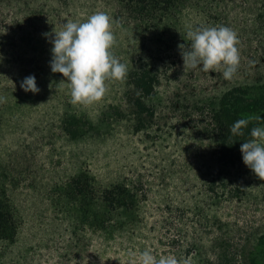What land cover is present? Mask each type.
Wrapping results in <instances>:
<instances>
[{
	"label": "rangeland",
	"instance_id": "1",
	"mask_svg": "<svg viewBox=\"0 0 264 264\" xmlns=\"http://www.w3.org/2000/svg\"><path fill=\"white\" fill-rule=\"evenodd\" d=\"M23 1L12 0L11 7L10 2L0 5V23L5 25L0 52V181L7 184L20 223L13 241L0 242V264H138L139 253L145 249L159 258L166 246L156 242V224L165 207L190 212L197 207L209 217L201 221L203 232L216 216L223 223L221 238H227V231L229 238L234 237L224 253L205 242L204 249L193 251L189 264H227L219 260L221 255L239 256L236 249L243 247L244 239L252 241L262 231L264 181L254 174H228L218 165L207 103L198 106L204 109L201 114L194 102L213 97L230 83L264 80V0L225 2V23L238 35L241 61L231 80L222 77V70L184 68L181 52L171 51L172 41L167 46L147 43L150 35L138 33L120 0ZM98 11L112 19V52L119 60L131 64L142 55L158 63L161 82L153 101L156 113L151 127L139 133L123 122L112 124L100 139L68 141L57 123L62 104L71 102V97L67 85L49 73L50 41L66 21L82 22ZM27 14L30 17L24 18ZM17 18L22 19V28ZM181 21L185 28L208 24L191 8L184 10ZM43 66L46 74L40 72ZM29 75L35 76L38 93L21 89V81ZM106 85L101 101L76 104L92 119L119 97L115 82L107 80ZM79 169L89 170L105 186L124 179L141 180L147 192L142 224L104 241L82 228L74 216L58 213L47 190ZM235 188L239 191L233 197L230 191Z\"/></svg>",
	"mask_w": 264,
	"mask_h": 264
},
{
	"label": "trees",
	"instance_id": "2",
	"mask_svg": "<svg viewBox=\"0 0 264 264\" xmlns=\"http://www.w3.org/2000/svg\"><path fill=\"white\" fill-rule=\"evenodd\" d=\"M11 1L0 0V5L10 2L8 5L11 7ZM29 1L33 2V0ZM226 1L120 0V5L134 21L138 33L150 35L147 43L167 46L168 41H172L175 45L172 46L171 51L176 49L181 52L179 45L185 44V49L190 45L186 37V32L190 28H185L181 21L184 10L194 9L201 17L207 19V26L196 24L191 29L212 27L216 23L217 26H226L224 17ZM30 15L27 14L24 18ZM21 22L22 19L17 18V23L22 28ZM27 23L32 26L29 20ZM0 24H2L0 26L2 53L5 25L2 21ZM147 58L145 60L142 55H137L136 59H132L131 64L119 60L127 66V77L122 81L109 79L117 84L119 97L117 101L104 105L95 119H92L81 105L71 102L62 104L57 123L60 133L68 141L77 142L100 139L109 132L111 125L116 123H127L128 128L135 133L149 129L156 113L153 101L160 87L161 71L158 63L151 56ZM40 72L47 73L44 66L40 68ZM49 73L55 81L66 80L59 73H52L51 70ZM200 103H207L206 117L208 116L210 130L215 140L218 165L228 174L236 172L240 176L252 175L251 170L242 162L240 145L252 139L251 129L264 126V120H251L243 130V136L233 135L230 128L241 118L248 116L263 118L264 80L258 77L242 84L230 83L213 97L196 100L194 102L196 109L199 108ZM202 110L204 109L200 107L201 114H203ZM238 191L239 188H235L233 193L232 190L230 193L234 197L237 196ZM47 197L58 213L74 216L82 228L98 234L104 241H110L115 239V236L133 232L142 224L141 208L147 200V192L141 180L124 179L105 186L97 183L89 170L79 169L65 179L52 183L47 190ZM210 207L208 205V208ZM194 210L195 212H190L180 207H165L156 224L159 233L156 242L166 246L163 255H175L180 264H189V259L193 262V251L196 248L204 249L205 242L213 249L221 248L223 253L225 247H232L229 242L234 237L229 238L228 231L224 233L226 239L221 238L223 234L219 235L223 230L221 219L212 216L213 223L203 232L201 221L209 217L204 216L203 211L197 207ZM19 225L15 209L7 194V184L0 181V242L13 241ZM261 228V233L256 234L252 241L246 237L243 247L236 249L240 252L239 256L230 257L227 252L221 255L219 260L227 264L234 260L237 264H264V224Z\"/></svg>",
	"mask_w": 264,
	"mask_h": 264
},
{
	"label": "clouds",
	"instance_id": "3",
	"mask_svg": "<svg viewBox=\"0 0 264 264\" xmlns=\"http://www.w3.org/2000/svg\"><path fill=\"white\" fill-rule=\"evenodd\" d=\"M44 36L47 38L48 33ZM186 37L190 45L178 47L184 68L198 69L205 72L222 70L225 80L233 79L240 64L237 33L228 26H212L189 29ZM52 73H59L66 78L61 81L67 85L71 103L91 105L102 100L107 92L106 81H122L127 77V66L113 54L115 34L111 17L98 11L86 20L66 21L60 30L54 31L50 41ZM20 87L25 92L38 93L34 75L25 77ZM264 119L252 117L238 119L230 132L243 136L244 129L251 120ZM249 139L242 142L240 152L242 162L259 179L264 180V126L253 127ZM138 264H180L175 255H162L159 258L151 249L139 253Z\"/></svg>",
	"mask_w": 264,
	"mask_h": 264
}]
</instances>
